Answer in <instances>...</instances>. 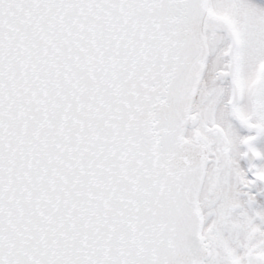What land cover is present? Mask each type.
Here are the masks:
<instances>
[{"label": "snow or ice", "instance_id": "6c2138e0", "mask_svg": "<svg viewBox=\"0 0 264 264\" xmlns=\"http://www.w3.org/2000/svg\"><path fill=\"white\" fill-rule=\"evenodd\" d=\"M0 264H264V0H0Z\"/></svg>", "mask_w": 264, "mask_h": 264}]
</instances>
